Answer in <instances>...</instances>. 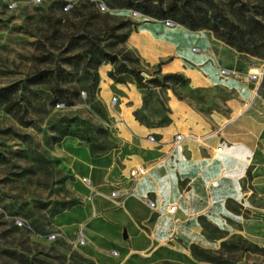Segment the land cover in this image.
<instances>
[{
	"label": "crops",
	"instance_id": "obj_1",
	"mask_svg": "<svg viewBox=\"0 0 264 264\" xmlns=\"http://www.w3.org/2000/svg\"><path fill=\"white\" fill-rule=\"evenodd\" d=\"M126 46L142 65L181 74L193 88L218 81L231 95L209 116L171 97L169 123L150 127L133 116L142 100L131 85L111 107V66L103 64L100 96L115 117L116 147L94 154L74 137L61 141L77 202L55 217L56 228L80 235L96 264H212L192 248L216 249L215 234L264 245V102L217 62L208 41L181 27L146 24L130 32ZM221 69L231 74L221 77Z\"/></svg>",
	"mask_w": 264,
	"mask_h": 264
},
{
	"label": "rangeland",
	"instance_id": "obj_2",
	"mask_svg": "<svg viewBox=\"0 0 264 264\" xmlns=\"http://www.w3.org/2000/svg\"><path fill=\"white\" fill-rule=\"evenodd\" d=\"M79 1L83 0H0V264H96L83 251V238L61 233L54 220L77 202L71 169L60 154L61 141L74 137L94 154L116 147L115 117L108 114L100 96L103 64L111 66V107L118 108L124 101L120 99L125 95L123 88L131 85L142 100L133 116L150 127L170 121L167 102L171 97L209 116L219 101L231 95L218 81L193 88L181 74H162L159 67L137 63L134 52H118L119 45L111 50L118 53L114 59L97 68V84L85 88L90 85L83 80L85 62L78 64L74 58L84 48H73L69 39H56L59 27L74 33L79 20L71 11ZM88 1L102 13L131 19L139 24L137 29L171 22L208 41L217 62L230 67L239 85L264 102V41H236L263 46L254 54L239 52L207 28L189 29L169 15L191 11L195 22L203 25L204 13L212 18L229 10L226 0ZM154 12L167 16L159 18L151 15ZM253 68L261 74L251 79L247 75ZM45 73L47 77L38 83L35 79ZM58 87L64 90V99L57 98ZM215 238L219 240L216 249L194 246L195 257L212 264H264V245L239 235L215 234Z\"/></svg>",
	"mask_w": 264,
	"mask_h": 264
},
{
	"label": "trees",
	"instance_id": "obj_3",
	"mask_svg": "<svg viewBox=\"0 0 264 264\" xmlns=\"http://www.w3.org/2000/svg\"><path fill=\"white\" fill-rule=\"evenodd\" d=\"M226 3L230 6L227 12L215 14L212 18H208L207 14L204 13L201 18L203 25L195 22V16L191 11H185L181 14L174 11L169 15L189 29L207 28L217 38L239 52L254 54L257 48L263 46L251 45L250 47L246 44L240 45L236 41H264V0H226ZM71 15L74 19L79 20L77 26L74 27V33L67 34L65 29L59 27L56 32L57 36H55L61 42L68 39L73 41L72 47L75 49L84 48L83 53H77L74 58L78 64L82 61L85 62L83 80L90 83L85 88L91 89L93 85L97 84V68L103 62L114 59L113 54L114 56L118 54L111 51L115 46L119 45L121 48L118 52L124 53V55L134 54L125 46V43L130 32L136 30L139 24L128 18L123 19L107 12L102 13L95 7L94 3L88 0L79 1L73 5ZM151 15L159 18L167 16V14L159 12H154ZM60 44L63 45V43ZM85 57L87 60L84 59ZM135 59L138 63L137 56ZM109 76L114 80V74L110 73ZM46 77L47 74L45 73L35 80L40 83ZM54 92L57 93V98H65L64 90L61 88L58 87ZM61 135L66 136L64 132H61Z\"/></svg>",
	"mask_w": 264,
	"mask_h": 264
},
{
	"label": "built area",
	"instance_id": "obj_4",
	"mask_svg": "<svg viewBox=\"0 0 264 264\" xmlns=\"http://www.w3.org/2000/svg\"><path fill=\"white\" fill-rule=\"evenodd\" d=\"M165 24L168 26V27H174V24L171 23V22H165ZM193 51H198V48H193ZM231 74V71L229 70H226V69H221L220 71V75L221 76H224V77H227L228 75ZM261 73L257 74V75H254L253 77H251V79H254V78H257L258 76H260ZM180 139L181 137L179 135H176L174 138H173V141H172V148L173 149H176L179 145V142H180ZM151 140H153V138H151ZM221 150V147H218L216 149L217 152H220ZM137 173H141V170L140 169H137L136 170ZM135 172H133V175H134ZM117 193H115L114 195H116ZM175 210V206H169V212H173Z\"/></svg>",
	"mask_w": 264,
	"mask_h": 264
},
{
	"label": "bare ground",
	"instance_id": "obj_5",
	"mask_svg": "<svg viewBox=\"0 0 264 264\" xmlns=\"http://www.w3.org/2000/svg\"><path fill=\"white\" fill-rule=\"evenodd\" d=\"M254 75H252L251 77H253Z\"/></svg>",
	"mask_w": 264,
	"mask_h": 264
}]
</instances>
